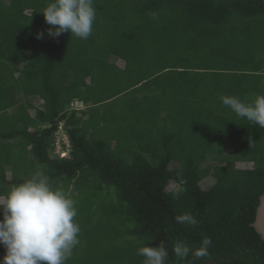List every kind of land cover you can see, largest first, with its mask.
I'll return each instance as SVG.
<instances>
[{
  "label": "trees",
  "instance_id": "obj_1",
  "mask_svg": "<svg viewBox=\"0 0 264 264\" xmlns=\"http://www.w3.org/2000/svg\"><path fill=\"white\" fill-rule=\"evenodd\" d=\"M49 2L0 0V194L43 173L76 201L67 264H143L161 243L165 264H264V128L219 100L264 95V0H94L87 40L50 38Z\"/></svg>",
  "mask_w": 264,
  "mask_h": 264
},
{
  "label": "clouds",
  "instance_id": "obj_2",
  "mask_svg": "<svg viewBox=\"0 0 264 264\" xmlns=\"http://www.w3.org/2000/svg\"><path fill=\"white\" fill-rule=\"evenodd\" d=\"M96 12L94 0H50L41 14L51 26L45 30L50 38L70 33L87 40L93 31ZM150 15L157 18V13ZM44 35V32L37 33L36 39H43ZM219 100L238 118L264 128V95H257L251 102L227 95L219 96ZM71 107L83 109L78 100L73 101ZM64 136L67 138L66 134ZM65 142L63 150L54 144V152L62 159L69 158L70 144L66 146ZM77 214L76 201L64 190L54 188L43 173L12 186L9 192L0 194V246L5 250L0 264H67L80 243ZM176 220L189 225L197 223L190 213L177 216ZM210 245L211 239L204 237L201 246L194 250V256L197 259L207 256ZM173 251L178 256H187L192 250L177 243ZM137 255L144 258L143 264H165L168 250L163 243L144 245L137 249Z\"/></svg>",
  "mask_w": 264,
  "mask_h": 264
},
{
  "label": "rangeland",
  "instance_id": "obj_3",
  "mask_svg": "<svg viewBox=\"0 0 264 264\" xmlns=\"http://www.w3.org/2000/svg\"><path fill=\"white\" fill-rule=\"evenodd\" d=\"M241 28V27H243V25L241 26V25H237V28ZM239 35V34H238ZM238 37L239 36H237V37H234L233 38V42H232V46L233 47H236V45H235V43H236V41L238 40ZM110 107V106H109ZM109 107H106V110H105V106L104 107H102V110H101V112H104V110L105 111H107V110H110V108ZM64 134H65V132H64V129H63V125L61 124L60 126H59V129H58V131L55 133V135H54V139H53V143L55 144V143H57V144H59L60 145V148H61V150H63V147H64V142L66 143V146L67 145H69V143H68V141H67V138L64 136ZM54 147H56L55 145H54ZM58 149V148H57ZM70 148H68V150H69ZM67 150V151H68ZM59 151V150H58ZM67 151L64 153V154H66L67 155ZM63 155V154H62ZM52 156H54V157H56V156H58L55 152H53L52 153ZM201 172V175L203 176V178H207L208 176H206V175H208V172H206L204 169H203V171H200ZM175 176L177 177V178H180V176L179 175H177V174H175ZM179 176V177H178ZM211 184V182L210 183H208L206 186H208V185H210Z\"/></svg>",
  "mask_w": 264,
  "mask_h": 264
},
{
  "label": "water",
  "instance_id": "obj_4",
  "mask_svg": "<svg viewBox=\"0 0 264 264\" xmlns=\"http://www.w3.org/2000/svg\"><path fill=\"white\" fill-rule=\"evenodd\" d=\"M252 226L264 241V195L259 198V205L257 207L255 220Z\"/></svg>",
  "mask_w": 264,
  "mask_h": 264
},
{
  "label": "built area",
  "instance_id": "obj_5",
  "mask_svg": "<svg viewBox=\"0 0 264 264\" xmlns=\"http://www.w3.org/2000/svg\"><path fill=\"white\" fill-rule=\"evenodd\" d=\"M56 145H57V147L59 148V144L56 143Z\"/></svg>",
  "mask_w": 264,
  "mask_h": 264
}]
</instances>
